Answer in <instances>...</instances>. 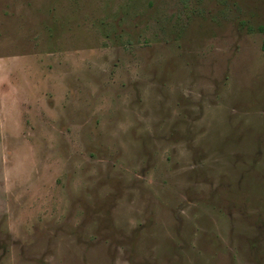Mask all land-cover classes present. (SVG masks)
<instances>
[{"label":"rangeland","instance_id":"obj_1","mask_svg":"<svg viewBox=\"0 0 264 264\" xmlns=\"http://www.w3.org/2000/svg\"><path fill=\"white\" fill-rule=\"evenodd\" d=\"M0 264H264V0H0Z\"/></svg>","mask_w":264,"mask_h":264}]
</instances>
